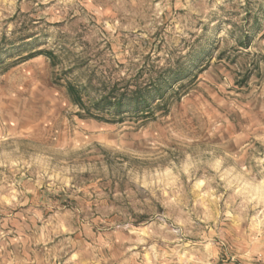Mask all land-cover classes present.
I'll use <instances>...</instances> for the list:
<instances>
[{
  "label": "rangeland",
  "instance_id": "374dc122",
  "mask_svg": "<svg viewBox=\"0 0 264 264\" xmlns=\"http://www.w3.org/2000/svg\"><path fill=\"white\" fill-rule=\"evenodd\" d=\"M0 264H264V0H0Z\"/></svg>",
  "mask_w": 264,
  "mask_h": 264
},
{
  "label": "trees",
  "instance_id": "16d2710c",
  "mask_svg": "<svg viewBox=\"0 0 264 264\" xmlns=\"http://www.w3.org/2000/svg\"><path fill=\"white\" fill-rule=\"evenodd\" d=\"M77 104L81 105V103H80V99H79V98L77 99Z\"/></svg>",
  "mask_w": 264,
  "mask_h": 264
}]
</instances>
